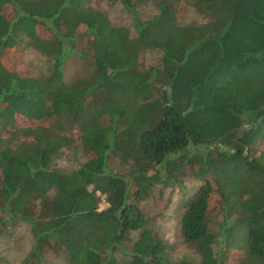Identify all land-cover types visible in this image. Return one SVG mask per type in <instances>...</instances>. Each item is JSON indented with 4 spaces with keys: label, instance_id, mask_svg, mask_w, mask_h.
Listing matches in <instances>:
<instances>
[{
    "label": "trees",
    "instance_id": "1",
    "mask_svg": "<svg viewBox=\"0 0 264 264\" xmlns=\"http://www.w3.org/2000/svg\"><path fill=\"white\" fill-rule=\"evenodd\" d=\"M113 1L128 25L89 0H0V234L29 225L21 264H226L234 248L264 264V0ZM81 39L91 71L66 82ZM23 42L46 69L5 63ZM76 138L77 167H54ZM181 177L199 181L178 221L199 261L173 259L140 206Z\"/></svg>",
    "mask_w": 264,
    "mask_h": 264
},
{
    "label": "rangeland",
    "instance_id": "2",
    "mask_svg": "<svg viewBox=\"0 0 264 264\" xmlns=\"http://www.w3.org/2000/svg\"><path fill=\"white\" fill-rule=\"evenodd\" d=\"M90 4L96 8L106 11L112 21L118 24L128 25L130 19L120 5L113 0H89ZM198 21L204 19L194 11L189 13L185 22ZM46 35V33H44ZM78 50L85 53L84 57L75 54L68 58L64 66V80L70 82L79 76H85L91 71L92 57L85 39L77 40L75 44ZM140 63L144 67H149L158 62L159 54L156 51L146 50L140 54ZM5 63L10 67H16L19 73L31 74L38 69H46L48 61L44 55L33 49L26 42L22 47L8 50L4 57ZM41 121V120H40ZM36 121V122H40ZM34 124L21 115L15 118L16 127H27ZM9 126L2 125L0 121V133L4 136H10L12 130ZM77 130L73 131L74 137H77ZM20 137L19 140H24ZM75 145V146H73ZM70 147L61 150V154L55 159L54 167L64 171H70L77 167L78 162L82 160V153L79 148V142L76 141ZM259 149H264V138L257 143ZM199 185V181L192 177H181V179L168 186H159L155 189L154 195L149 199L142 201L140 206L145 215L151 220L159 235L168 246L173 259L199 261V255L194 245L185 243L179 234L178 221L183 213V199L191 193L194 187ZM107 203L102 199L99 208L103 209ZM3 231L0 234V264H21L24 255L29 251L32 244V233L28 224L21 221L11 223L4 222ZM131 238L136 237L132 233ZM226 264H238L244 256V251L231 249L227 251ZM51 264H68L59 259H53Z\"/></svg>",
    "mask_w": 264,
    "mask_h": 264
}]
</instances>
